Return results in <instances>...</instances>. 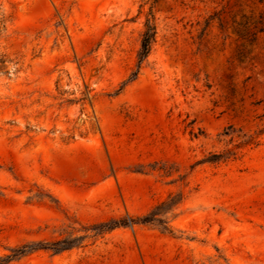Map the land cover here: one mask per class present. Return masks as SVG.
Returning a JSON list of instances; mask_svg holds the SVG:
<instances>
[{
    "label": "rangeland",
    "instance_id": "374dc122",
    "mask_svg": "<svg viewBox=\"0 0 264 264\" xmlns=\"http://www.w3.org/2000/svg\"><path fill=\"white\" fill-rule=\"evenodd\" d=\"M0 264H264V0H0Z\"/></svg>",
    "mask_w": 264,
    "mask_h": 264
},
{
    "label": "trees",
    "instance_id": "16d2710c",
    "mask_svg": "<svg viewBox=\"0 0 264 264\" xmlns=\"http://www.w3.org/2000/svg\"><path fill=\"white\" fill-rule=\"evenodd\" d=\"M150 17L146 19V22L144 24V30L141 34V40H140V47L137 51V66L139 68L141 62L148 56L149 52L151 51L152 48V44L154 42L155 39V34H156V25L153 22V15L151 13H149ZM137 73V72H136ZM136 73H134V76L136 75ZM165 201L161 202L159 205L164 204ZM157 205V207L159 206ZM157 216H159V213L156 212H150L146 215H144L143 217H141V222L142 223H152L155 220H159V218H157ZM128 220V221H127ZM126 222H131L132 223V219H127ZM163 230H167L169 232H171L170 229H168V227L163 226ZM58 241L52 243V244H56ZM54 250H57L54 248ZM26 253V249L25 247H23L22 249H18L17 253L13 255L12 258H14L15 256H20Z\"/></svg>",
    "mask_w": 264,
    "mask_h": 264
}]
</instances>
